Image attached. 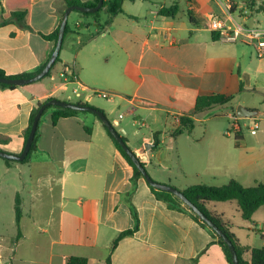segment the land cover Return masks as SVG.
Masks as SVG:
<instances>
[{
	"label": "crops",
	"instance_id": "0c3cea01",
	"mask_svg": "<svg viewBox=\"0 0 264 264\" xmlns=\"http://www.w3.org/2000/svg\"><path fill=\"white\" fill-rule=\"evenodd\" d=\"M69 1L88 0H30L27 30L2 24L0 0V69L7 76L35 73L48 62L55 45L43 36L59 29ZM175 1L126 0L124 12L109 25L104 12L94 18L72 11L61 62L52 76L15 88L0 86V150L21 154L37 104L49 97L68 99L76 84L68 91L60 88V74L67 70L77 74L89 93L112 95L106 100L89 94L85 103L106 114L157 182L181 191L231 181L245 187L264 184V59L250 46L221 42L211 31L209 18L220 10L217 0H177L176 17L160 15ZM230 1L237 8L252 3ZM253 4L248 5L251 23L264 14L263 0ZM211 95L234 99L195 112L198 98ZM239 105L258 114L240 120L251 123L244 124L246 132L242 128L228 135L231 126L219 123L225 118L229 123ZM214 110L221 113L211 117ZM51 114L40 120L29 161L8 164L0 158V215L4 196L12 199L14 211L19 200L22 210V235L11 249L12 260L67 264L79 257L89 264H108V258L111 264H230L208 230L189 214L169 209L144 178L129 195L134 169L96 116L81 114L53 124ZM185 116L193 119V132L174 136ZM255 124L257 133L252 135ZM155 134L160 142L156 151ZM131 205L138 213L139 230L120 239L112 251L119 234L135 226ZM207 208L222 216L243 248L264 247V207L250 221L235 200L212 201ZM252 230L260 240L250 238ZM2 255L0 248V260ZM243 259L250 262L251 252H244Z\"/></svg>",
	"mask_w": 264,
	"mask_h": 264
},
{
	"label": "trees",
	"instance_id": "16d2710c",
	"mask_svg": "<svg viewBox=\"0 0 264 264\" xmlns=\"http://www.w3.org/2000/svg\"><path fill=\"white\" fill-rule=\"evenodd\" d=\"M126 0H104L103 7L100 11L96 13H80L84 17H94L99 18L101 13H106L108 16L107 24H111L113 19L122 14L124 12L123 5ZM129 1H136V0H129ZM99 0H88L85 3H82L80 1H69V6H88V7H94L98 4ZM254 0H252L251 5L254 6ZM179 12V3L176 0L174 4L169 8H163L160 11V15L166 16V17H176V15ZM29 15H30V0H4V13L2 16V24H8V23H15L18 24L20 27L24 29H31L29 25ZM58 32L59 29H57L53 34L48 36H43L46 40H49L56 45L58 40ZM69 32V25H67L65 37L67 33ZM65 40V39H64ZM64 44V43H63ZM61 62V55L58 57L57 61L54 63L51 71L48 73V75L45 78L51 77L53 74V70L56 67L58 63ZM45 66V65H44ZM42 66L37 72L32 74H24L20 76H7L6 73L0 69V77H9V78H31L41 72L44 68ZM67 66H65L66 68ZM44 78V79H45ZM43 80V79H42ZM40 80V81H42ZM1 87L5 88H15L14 85H6L1 84ZM51 99H58L56 97H49L46 101ZM233 97H226L222 95H211V96H202L199 97L196 103L195 112H202L206 111L208 109H211L214 106L217 105H225L229 104L233 101ZM44 102H40L37 104V106L33 109L31 116H30V123L29 127L25 132V143L28 139V136L30 134L32 124L34 121V118L36 114L38 113L39 108ZM75 103L78 104H85L90 106L88 103H83L80 101H75ZM92 107V106H91ZM94 108V107H92ZM97 109V108H94ZM99 110V109H98ZM49 111L52 112L51 114V120L53 124H56L60 119L62 118H69V117H76L81 114H93L91 112H78L71 109H63L59 107H50L48 108L43 116H45ZM96 116L95 114H93ZM42 116V117H43ZM97 117V116H96ZM98 118V117H97ZM98 120H100L98 118ZM101 121V120H100ZM102 122V121H101ZM40 124V122H39ZM104 128L106 129L109 137L113 140L116 147L120 150L124 158L128 161V163L133 167L134 169V175L131 179L132 182V190L130 191L129 195L131 196L136 188L137 180L140 178H143L142 174L139 172V170L136 168L128 154L121 148L119 143L115 140L113 135L109 132L107 127L104 125ZM194 129V121L190 116H185L181 118L180 127L174 131V136H180L183 134H191ZM124 141L127 142V139L123 137ZM37 141H38V130L36 133V137L34 140V143L32 145V149L28 156L25 158V160L21 161L22 163L29 161L31 158L32 153L36 150L37 147ZM128 143V142H127ZM160 146L158 134L154 135V144L152 146L153 150L156 151ZM138 158L141 160V158L138 156ZM8 164L12 162V160H5ZM142 164L146 168V164L141 160ZM149 186V185H148ZM152 193L155 195V197L166 203L168 208L171 210H177L183 213L189 214L197 223H199L204 229L208 230V232L211 234V236L215 239L216 244H218L228 262L230 264H233L232 261V255L229 250V247L227 244L222 240L209 226L203 222L194 212H192L179 198H177L175 195L166 192L157 190L151 186H149ZM184 195L190 200L194 205H196L208 218H210L225 234L226 236L233 242L236 251L238 253L239 263L240 264H264V247L262 248H243L234 233L231 231V226L227 224L222 216L213 214L210 212L207 208V204L212 201H218V202H226V201H232L235 200L238 202L239 207L242 212V216L245 220L250 221L255 214V212L260 208L264 207V184L263 183H257L251 187H245L242 184H240L237 181H231L229 184L216 187V186H207V185H195L190 186L186 188L185 190H182ZM131 213L135 220V226L134 228L124 231L119 234L118 238L115 240L112 251L115 249L118 241L124 237L134 236L136 232L139 230L140 227V221L138 217L137 210L133 205H131ZM15 214H16V226L18 229V234L14 239V242L17 243L19 239L21 238V219H22V210L20 207L19 200L16 202L15 206ZM261 233V232H260ZM261 237L264 240V235L261 233ZM246 251L251 252V259L250 262H246L243 259V254ZM108 264H111V259L108 258L107 260ZM67 264H89V260L86 258H79V257H71L68 259Z\"/></svg>",
	"mask_w": 264,
	"mask_h": 264
},
{
	"label": "water",
	"instance_id": "95a60500",
	"mask_svg": "<svg viewBox=\"0 0 264 264\" xmlns=\"http://www.w3.org/2000/svg\"><path fill=\"white\" fill-rule=\"evenodd\" d=\"M104 0H99L98 4L94 7H88V6H70L68 7L62 17L61 24L59 27L58 32V40L55 45L54 51L48 60V62L45 64L43 70L36 74L35 76L31 78H9V77H0V83L6 84V85H14V86H25L29 84H33L36 82H39L40 80L44 79L48 73L51 71L54 63L57 61L58 57L61 54L64 39H65V32L68 25V18L72 11H77L80 13H96L101 10L103 7ZM50 107H59L63 109H71L78 112H91L95 114L102 123L107 127L109 132L113 135L115 140L119 143L121 148L128 154L136 168L139 170V172L142 174L143 178L146 180L147 184L157 190L166 191L173 195H175L177 198H179L192 212H194L203 222H205L209 228H211L229 247V250L232 255V261L233 264H240L238 253L236 251V248L233 244V242L226 236V234L210 219L208 218L196 205H194L188 198L184 195V193L167 184H162L160 182L155 181L151 178L149 173L147 172L145 166L142 164L141 160L138 158V156L130 149L127 142L124 141L123 136L118 132L113 124L110 122V120L107 118L106 114L98 109H94L91 106L85 105V104H78L75 102L60 100V99H51L46 101L41 105V107L38 110V113L36 114L32 128L30 131V134L28 136V139L25 143L24 149L19 155L10 154L7 152H4L0 150V158L4 160H12V161H18L21 162L25 160V158L28 156L32 149V145L34 143L36 133L38 130L39 122L44 114V112L50 108ZM236 114L240 118H252L254 116H257L258 112L248 110L242 105H239L236 109ZM124 133V130H122Z\"/></svg>",
	"mask_w": 264,
	"mask_h": 264
},
{
	"label": "built area",
	"instance_id": "2783aa9c",
	"mask_svg": "<svg viewBox=\"0 0 264 264\" xmlns=\"http://www.w3.org/2000/svg\"><path fill=\"white\" fill-rule=\"evenodd\" d=\"M220 6V10L217 14L210 16L209 27L211 31L218 35L219 40L224 43H241L252 47L256 56L259 59H264V27L251 24L252 15L248 5H243L240 8L235 7L230 0L222 3L217 0ZM61 85L60 88L63 91L69 90L70 84H76L72 90L67 101L74 102L80 101L85 103V99L89 94L91 96H99L103 99H112V95L108 92L90 91L78 78L77 74L71 71H64L60 74ZM123 116L121 115L120 118ZM232 124L227 134L237 135L242 131V125L236 112L229 115ZM257 124L251 130V134L257 133Z\"/></svg>",
	"mask_w": 264,
	"mask_h": 264
},
{
	"label": "rangeland",
	"instance_id": "374dc122",
	"mask_svg": "<svg viewBox=\"0 0 264 264\" xmlns=\"http://www.w3.org/2000/svg\"><path fill=\"white\" fill-rule=\"evenodd\" d=\"M263 3H264V0H263ZM248 5L252 6L251 1L248 3ZM259 9H263V5H259ZM251 24L264 27V14L263 15L259 14L257 21H253ZM64 55H65V53H64ZM106 100H110V99H106ZM218 113H221V111L220 110H214L210 113V116L214 117ZM89 115L94 116L93 114H89ZM116 115H118V114H116ZM210 124H214V122H211ZM219 124H226V125L231 126L232 120H230L228 123L226 118H225L224 121H222V123H219ZM244 124L251 126V123H244V122L241 123L243 130L246 132L247 128L243 127ZM143 144L145 146L148 145L146 140L143 141ZM4 202H5L4 212L0 215V248L2 249V254H3L2 255L3 259L0 260V264H25L23 262H20L19 259L12 260V258L10 257L12 254L11 249L14 248L16 245V243L14 242V239L18 234V229L16 226L15 211L12 207H10V203L12 202V199H10V197H8V196H4ZM240 233L242 235L244 234L242 231H240ZM248 233L250 234L251 239H254L257 237L258 240H260L259 234L255 233L253 230L251 232H248ZM251 245H253V244H251ZM23 248H25V247H23ZM19 254H20V251L17 252V255H19Z\"/></svg>",
	"mask_w": 264,
	"mask_h": 264
}]
</instances>
